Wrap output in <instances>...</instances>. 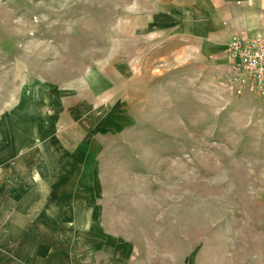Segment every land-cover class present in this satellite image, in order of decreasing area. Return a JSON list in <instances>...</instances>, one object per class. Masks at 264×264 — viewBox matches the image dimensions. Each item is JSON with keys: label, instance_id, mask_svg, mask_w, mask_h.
Listing matches in <instances>:
<instances>
[{"label": "rangeland", "instance_id": "1", "mask_svg": "<svg viewBox=\"0 0 264 264\" xmlns=\"http://www.w3.org/2000/svg\"><path fill=\"white\" fill-rule=\"evenodd\" d=\"M208 2L0 0V117L61 103L70 161L0 264H264V98L223 82L264 0Z\"/></svg>", "mask_w": 264, "mask_h": 264}, {"label": "crops", "instance_id": "2", "mask_svg": "<svg viewBox=\"0 0 264 264\" xmlns=\"http://www.w3.org/2000/svg\"><path fill=\"white\" fill-rule=\"evenodd\" d=\"M234 1L236 3L239 0H225L226 5L231 6L235 5ZM204 2L205 8L211 7L208 0H203V4ZM243 3L247 9H252L253 12L256 10L251 0H244ZM257 13L258 16L255 12L252 16L248 15L247 19L236 21L260 25L257 31L250 29L249 35L264 34V5L259 7ZM225 62L227 67V58ZM36 106L40 107L39 111ZM49 106L35 101L25 111L23 118L17 117L12 111L0 117V215L8 216V242L11 239L10 233L19 229L23 216L35 214L33 210L57 208L50 201L63 196L58 190L61 183L58 173L60 168L63 169L70 162L64 163L65 145L58 133L59 122L64 118V106L61 103ZM32 128L40 130L36 138ZM20 158H23V164L17 163ZM53 171L54 177L49 176Z\"/></svg>", "mask_w": 264, "mask_h": 264}, {"label": "built area", "instance_id": "3", "mask_svg": "<svg viewBox=\"0 0 264 264\" xmlns=\"http://www.w3.org/2000/svg\"><path fill=\"white\" fill-rule=\"evenodd\" d=\"M224 53L229 61L223 78L226 90L264 98V34L233 37Z\"/></svg>", "mask_w": 264, "mask_h": 264}]
</instances>
